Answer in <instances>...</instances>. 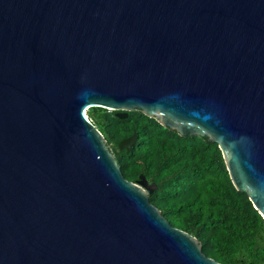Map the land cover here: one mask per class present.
Returning a JSON list of instances; mask_svg holds the SVG:
<instances>
[{
	"label": "water",
	"instance_id": "1",
	"mask_svg": "<svg viewBox=\"0 0 264 264\" xmlns=\"http://www.w3.org/2000/svg\"><path fill=\"white\" fill-rule=\"evenodd\" d=\"M91 107L217 143L264 219V0H0V264H222Z\"/></svg>",
	"mask_w": 264,
	"mask_h": 264
},
{
	"label": "trees",
	"instance_id": "2",
	"mask_svg": "<svg viewBox=\"0 0 264 264\" xmlns=\"http://www.w3.org/2000/svg\"><path fill=\"white\" fill-rule=\"evenodd\" d=\"M89 120L114 154L122 175L156 184L147 199L168 222L196 237L204 254L222 264H264V219L235 189L217 143L180 135L139 110L117 118L91 107ZM137 133L129 152L118 142Z\"/></svg>",
	"mask_w": 264,
	"mask_h": 264
},
{
	"label": "rangeland",
	"instance_id": "3",
	"mask_svg": "<svg viewBox=\"0 0 264 264\" xmlns=\"http://www.w3.org/2000/svg\"><path fill=\"white\" fill-rule=\"evenodd\" d=\"M88 110H89V108H88V109H86V114H87Z\"/></svg>",
	"mask_w": 264,
	"mask_h": 264
},
{
	"label": "flooded vegetation",
	"instance_id": "4",
	"mask_svg": "<svg viewBox=\"0 0 264 264\" xmlns=\"http://www.w3.org/2000/svg\"><path fill=\"white\" fill-rule=\"evenodd\" d=\"M147 182H148V183H151V182H149L148 180H147Z\"/></svg>",
	"mask_w": 264,
	"mask_h": 264
}]
</instances>
